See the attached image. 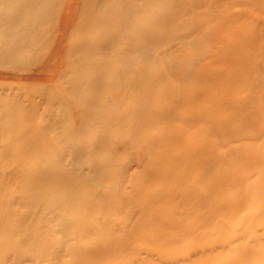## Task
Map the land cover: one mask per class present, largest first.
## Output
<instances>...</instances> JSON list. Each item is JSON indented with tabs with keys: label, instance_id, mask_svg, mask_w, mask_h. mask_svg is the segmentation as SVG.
I'll list each match as a JSON object with an SVG mask.
<instances>
[{
	"label": "rangeland",
	"instance_id": "rangeland-1",
	"mask_svg": "<svg viewBox=\"0 0 264 264\" xmlns=\"http://www.w3.org/2000/svg\"><path fill=\"white\" fill-rule=\"evenodd\" d=\"M262 38L264 0H0V264H264Z\"/></svg>",
	"mask_w": 264,
	"mask_h": 264
},
{
	"label": "bare ground",
	"instance_id": "bare-ground-1",
	"mask_svg": "<svg viewBox=\"0 0 264 264\" xmlns=\"http://www.w3.org/2000/svg\"><path fill=\"white\" fill-rule=\"evenodd\" d=\"M77 3H78V1H77ZM79 4H80V3H79ZM75 5H77V4H75ZM73 6H74V5H73ZM77 6H78V5H77ZM70 7H71V4L68 5V9H69ZM71 9H72V8H71ZM69 11H70V10H69ZM72 11H73V10H72ZM67 14H68V13H67ZM67 14H65V15L62 17V19H61V21H60V25H62V24L64 23L65 20H66V22H67L68 19H66V18L68 17V15H70V14H68V15H67ZM73 19H74V18H73ZM71 21H72V16H70V21H69V22H70L71 24H73V22H71ZM66 22H65V23H66ZM65 23H64V24H65ZM70 23H69V24H70ZM64 24H63V25H64ZM69 24H68V23L66 24V25H67V28L69 27ZM71 24H70V25H71ZM63 25H62V26H63ZM62 26H61V28H62ZM65 27H66V26H65ZM55 29H56V28H55ZM64 29H65V28H64ZM69 29H70V27H69ZM56 30H57V29H56ZM58 30H59V28H58ZM220 31H221V30H220ZM223 32H224V30H223ZM254 33H255V31H254ZM59 34H61V33H59ZM61 35H62V37L64 36V34H61ZM66 35H67V34H66ZM253 35H254V34H253ZM58 36H59V35H58ZM259 36H261V35H259ZM259 36H258V37H259ZM256 37H257V36H256ZM56 38H57V37H56ZM60 39H61V38H60ZM64 39H65V38H64ZM259 39H260V38H259ZM259 39H258V40H259ZM262 39H263V38H262ZM262 39H261V40H262ZM242 40H243V39H242ZM255 40H256V38H255ZM258 40H257L256 42H258ZM263 40H264V39H263ZM56 41H57V40H56ZM56 41H55V43H56ZM59 41H60V40H59ZM243 42H244V41H243ZM249 42H250V41H249ZM55 43H54V44H55ZM57 44L59 45V43H57ZM62 44H64V43L62 42V43L59 45V47L56 46L57 48L55 47V49H58L59 51H61V48L64 47V46H62ZM259 44H260V43H259ZM240 45H241V44H240ZM250 45H251V44H250ZM256 45H257V44H256ZM243 46H244V45H243ZM246 46H247V45H246ZM251 46H253V45H251ZM55 49H54V50H55ZM262 49H263V48H262ZM62 50H63V49H62ZM247 50H248V49H247ZM59 51H58V52H59ZM252 51H254V50H252ZM255 51H256V50H255ZM61 53H62V52H61ZM240 53H242V52H240ZM256 53H257V51L255 52V54H256ZM53 54H54V53H53ZM252 54H253V53H252ZM258 54H260V53H258ZM258 54H257V55H258ZM58 55H59V54H58ZM247 55H248V54H247ZM52 56H53V55H52ZM54 56H55V55H54ZM253 56H254V54H253ZM258 56H259V55H258ZM246 57H247V56H246ZM255 57H256V55H255ZM258 58H259V57H258ZM249 59H250V58H249ZM242 60H243V58H242ZM255 60H256V59H255ZM250 61H252V60H250ZM60 62H61V61H60ZM256 63H258V62L256 61ZM259 63H260V62H259ZM263 64H264V63H263ZM253 65H254V63H253ZM258 65H260V64H258ZM254 66H255V65H254ZM256 66H257V65H256ZM256 66H255V68H257ZM259 68H260V67H259ZM261 68H262V67H261ZM262 69H263V68H262ZM52 70H53V69H52ZM54 70H55V69H54ZM58 70H59V69H58ZM256 71H257V70H256ZM260 71H261V70H260ZM43 72H44V71H43ZM58 72H59V71H57V73H58ZM262 72H263V71H262ZM40 73H41V72H40ZM263 73H264V72H263ZM261 74H262V73H261ZM57 75H58V74H57ZM250 77H252V76H249L248 78H250ZM55 78H56V77H55ZM254 78H255V77H254ZM251 79H252V81H254L253 78H251ZM251 79H250V80H251ZM245 80H246V79H245ZM250 80H249V81H250ZM49 81H50V80H49ZM39 82H40V81H39ZM43 82H44V81H43ZM47 83H49V82H47ZM249 83H251V82H249ZM249 83H248V84H249ZM45 84H46V83H45ZM48 85H49V84H48ZM48 85H47V86H48ZM245 85H246V81H245ZM251 86H252V84H251ZM255 86H256V84H254L253 88H254ZM35 87H36V86H35ZM42 87H43V86H42ZM246 87L248 88L247 85H246ZM246 87H245V88H246ZM258 87H260V85H259ZM262 87H263V86H262ZM256 88H257V86H256ZM35 89H37V88H35ZM39 90H40V89H39ZM259 90H260V89H259ZM33 91L36 92L35 90H33ZM37 91H38V90H37ZM261 91H262V89H261ZM253 92H255V91H253ZM259 92H260V91H259ZM35 94H36V93H35ZM263 94H264V93H263ZM263 94H262V95L260 94V95L263 96ZM262 98H263V97H262ZM262 98L260 97V99H262ZM263 99H264V98H263ZM252 101H253V100H252ZM41 102H42V101H41ZM43 103H44V102H43ZM245 103H247V102H245ZM248 103H249V100H248ZM44 104H45V103H44ZM37 106H38V105H37ZM240 106H241V104H240ZM252 106H253V105H252ZM243 107H244V106H243ZM243 107H242V108H243ZM236 108H237V106H236ZM239 108H240V107H239ZM242 108H241V109H242ZM244 108H246V107H244ZM248 109H249V108H248ZM240 111H241V110H240ZM242 111H243V109H242ZM256 111H257V110H256ZM225 112H226V111H225ZM246 112H247V111H246ZM246 112H245V113H246ZM242 113H243V112H242ZM247 113H248V112H247ZM249 114H250V112H249ZM220 115H222V114H220ZM252 115H253V114H252ZM241 118H242V117H241ZM262 118H263V117H262ZM262 118H261V119H262ZM226 119H227V118H226ZM224 121H225V120H224ZM224 123H226V121H225ZM227 123H228V122H227ZM260 123H261V122H260ZM236 124H237V123H236ZM236 124H235V126H236ZM247 124H248V123H247ZM231 125H232V124H231ZM259 125H260V124H259ZM229 126H230V125H229ZM238 128H239V127H238ZM45 129H46V127H45ZM47 129H48V128H47ZM49 129H50V128H49ZM243 129L245 130L246 128H243ZM233 130H234V129H233ZM238 130H239V129H238ZM240 130H242V129H240ZM244 130H243V131H244ZM228 131H229V130H228ZM243 131H242V132H243ZM258 131H260V130H258ZM235 132H237V131H235ZM263 132H264V131H263ZM251 133H252V132H251ZM240 134H241V133H240ZM260 138H261V137H260ZM262 138H263V137H262ZM92 139H93V138H92ZM255 139H256V138H255ZM248 140H249V139H248ZM250 140H251V139H250ZM236 141H238V140H236ZM239 141H240V140H239ZM230 142H231V141H230ZM233 142H234V141H233ZM31 144H35V143H31ZM31 146H32V145H31ZM21 147H22V145H21ZM32 147L34 148V145H33ZM246 147H247V145H246ZM36 148H37V147H36ZM255 148H256V147H255ZM31 149H32V148H31ZM18 150H19V148H18ZM37 150H38V149H37ZM37 150L34 148L33 152H36ZM40 150H41V149L39 148V152H38L37 154H40ZM43 151H44V149H43ZM37 154H36V155H37ZM43 154H44V152H43ZM47 154H48V153H47ZM47 154H46V155H47ZM84 154H85V153H84ZM40 155H41V154H40ZM37 156H38V155H37ZM43 156H44V155H43ZM43 156H42V157H43ZM33 157H34V156H33ZM35 158H36V156H35ZM31 159H33V158H31ZM39 159H40V157H39ZM43 159H45V158L43 157ZM41 160H42V159H41ZM34 161H35V160H34ZM39 161H40V160H39ZM39 161H38V162H39ZM42 161H43V160H42ZM45 161L47 162V160H45ZM32 162H33V160H32ZM40 162H41V161H40ZM40 162H39V163H40ZM41 163H42V162H41ZM41 163H40V165H41ZM76 163H77V162H76ZM17 164H18V163H17ZM34 164H35V163H34ZM28 165H29V164H28ZM37 165H39V164L37 163ZM40 165H39V166H40ZM30 166H31V167L33 166V167H34L33 164L29 165V167H30ZM39 166H38V167H39ZM17 167H18V166H17ZM35 167L37 168V166H35ZM37 169H38V168H37ZM129 169H130V168H129ZM39 170H40V169H39ZM38 172H39V171H38ZM34 173H35V171H34ZM36 173H37V172H36ZM39 174H40V173H39ZM39 174H38V178H39V176H40ZM17 175H18V174H17ZM22 175H24V174L22 173ZM45 175H46V172H45ZM15 176H16V175H15ZM41 176H42V175H41ZM47 176H49V174H48ZM49 177H50V176H49ZM49 177H47V178H49ZM40 178H45V179H46V177H43V176L40 177ZM40 178H39V179H40ZM50 178L52 179V177H50ZM55 178H56V176L54 177V180H55ZM39 179H38V180H39ZM49 180H50V179H49ZM44 181H45V185H46V184H47V183H46V180H44ZM51 181H52V180H51ZM31 182H32V181H31ZM40 182H41V181H40ZM40 182L38 183V184H39L38 186H40ZM53 182H54V181H53ZM57 182H58V181H57ZM48 184H49V183H48ZM28 186H31V185H30V182H29V185H28ZM49 187H50V186H49ZM51 187H52V186H51ZM37 188H39V187H37ZM42 188H43V187H42ZM45 188H46V187H45ZM45 188H43V189H45ZM46 189H47V188H46ZM90 190H91V189H90ZM32 197H33V196H32ZM162 202H163V201H162ZM34 203H35V200H34ZM75 215H76V214H75ZM75 215H74V216H75ZM77 219H78V218H77ZM255 219H256V218H255ZM71 221H72V220H71ZM73 221H74V220H73ZM78 221H79V220H78ZM65 222H66V220H65ZM65 222H64V223H65ZM67 222H68V221H67ZM67 222H66V223H67ZM62 223H63V222H62ZM72 223H74V222H72ZM75 223H76V222H75ZM77 223H78V222H77ZM79 224H80V223H79ZM69 225H70V223H69ZM74 225H75V224H74ZM70 226H71V225H70ZM67 227H68V226H67ZM71 227H72V226H71ZM80 228H81V227H80ZM12 229H13V228H12ZM67 229H68V228H67ZM69 229H70V228H69ZM78 229H79V227H78ZM82 229H83V228H82ZM80 231H81V229H80ZM82 231H83V230H82ZM84 231H86V230L84 229ZM85 233H86V232H85ZM236 254H237V253H235V255H236Z\"/></svg>",
	"mask_w": 264,
	"mask_h": 264
}]
</instances>
